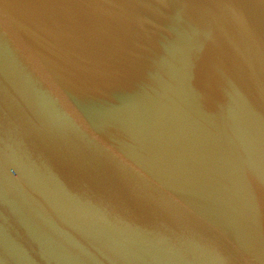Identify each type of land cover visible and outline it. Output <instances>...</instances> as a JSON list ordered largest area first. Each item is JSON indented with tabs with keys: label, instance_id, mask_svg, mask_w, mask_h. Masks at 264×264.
Wrapping results in <instances>:
<instances>
[{
	"label": "water",
	"instance_id": "water-1",
	"mask_svg": "<svg viewBox=\"0 0 264 264\" xmlns=\"http://www.w3.org/2000/svg\"><path fill=\"white\" fill-rule=\"evenodd\" d=\"M0 264H264V0H0Z\"/></svg>",
	"mask_w": 264,
	"mask_h": 264
}]
</instances>
